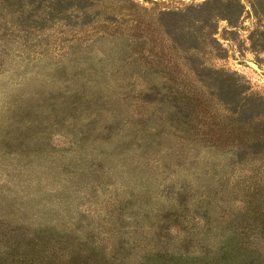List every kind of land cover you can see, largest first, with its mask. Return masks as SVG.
Segmentation results:
<instances>
[{
	"label": "rangeland",
	"instance_id": "rangeland-1",
	"mask_svg": "<svg viewBox=\"0 0 264 264\" xmlns=\"http://www.w3.org/2000/svg\"><path fill=\"white\" fill-rule=\"evenodd\" d=\"M253 186L264 0H0V264H235Z\"/></svg>",
	"mask_w": 264,
	"mask_h": 264
},
{
	"label": "trees",
	"instance_id": "trees-1",
	"mask_svg": "<svg viewBox=\"0 0 264 264\" xmlns=\"http://www.w3.org/2000/svg\"><path fill=\"white\" fill-rule=\"evenodd\" d=\"M243 216L242 232L240 233L239 217L234 220V227L231 232L234 242L233 251L237 256L235 264H245L248 259H251L247 252L257 253V248L254 246L256 238L264 243V188L253 186L249 190L246 211ZM239 236L243 237V241H241ZM262 249L264 250V246H262ZM258 254L260 257H264V251H260Z\"/></svg>",
	"mask_w": 264,
	"mask_h": 264
}]
</instances>
